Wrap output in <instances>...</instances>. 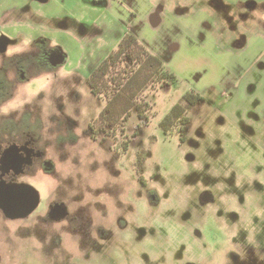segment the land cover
<instances>
[{
    "label": "rangeland",
    "instance_id": "obj_1",
    "mask_svg": "<svg viewBox=\"0 0 264 264\" xmlns=\"http://www.w3.org/2000/svg\"><path fill=\"white\" fill-rule=\"evenodd\" d=\"M220 1L230 4L221 9L214 0L210 10L197 3L182 14L187 23L173 22L167 15L177 12L165 10L153 27L149 14L124 4L129 17L118 18L96 0H50L42 6L53 10L51 18L33 11L42 0H0V39L18 40L13 50L31 62L29 78L0 106L7 129L19 134L10 166L0 142V197L3 188L25 186L10 181L29 164L25 147L37 157L32 174L21 179L38 194L26 214L37 218V229L32 218L0 225V264H68L89 234L103 236L105 228L115 264H264V36L253 34L264 29V10L243 24L253 31L236 48V2ZM117 18L133 19L150 49L171 53L179 79L144 92L150 120L141 122L133 110L127 151L113 138L93 139L89 130L106 100L91 92L86 75L118 46L111 43L120 33ZM168 39L178 49L164 46ZM191 88L203 98L190 108L182 140L160 121ZM60 207L62 220L52 216ZM90 252L89 264L99 262Z\"/></svg>",
    "mask_w": 264,
    "mask_h": 264
},
{
    "label": "trees",
    "instance_id": "obj_2",
    "mask_svg": "<svg viewBox=\"0 0 264 264\" xmlns=\"http://www.w3.org/2000/svg\"><path fill=\"white\" fill-rule=\"evenodd\" d=\"M177 82V75L160 56L135 33L126 34L88 77L91 92L106 100L104 108L92 122L93 136L116 137L119 132L123 135L133 110L137 111L141 122L148 123L152 105L144 92L157 84L166 88ZM201 100L199 91L188 90L160 121L164 132L170 134L177 129L184 140L190 123L189 110ZM129 143V138L123 141L124 151L128 150Z\"/></svg>",
    "mask_w": 264,
    "mask_h": 264
},
{
    "label": "flooded vegetation",
    "instance_id": "obj_3",
    "mask_svg": "<svg viewBox=\"0 0 264 264\" xmlns=\"http://www.w3.org/2000/svg\"><path fill=\"white\" fill-rule=\"evenodd\" d=\"M101 1L102 0L96 1V3H100ZM216 1H217L218 7H220L221 9L222 8L226 9L228 7L227 5L230 4V3L225 4L223 1L219 2V0H216ZM232 4H236V5H232ZM231 5L233 6L235 13H237V21H240V24L238 25V29H240L241 27L244 26L243 24H245L249 20L250 16H252V14L256 11L257 8H261L264 10V2H259V1L255 2V3L254 2L253 3H251V2L242 3L239 1L237 3H231ZM259 11H260V9H259ZM261 21H263L262 18H257L256 23H262ZM245 29L244 30H241V29L237 30L238 33H236L237 31L235 32V37L232 40H234V45L236 48H240L239 45H242L243 47H245L247 44V36H248L249 32L253 31L251 29L249 31H245ZM257 29L258 28L254 29V31H258L262 36H264V29H261V30H260V28L258 30ZM129 33H134V32H129ZM15 41H18V40H16V39L10 40L9 38L6 37V35H3L0 39V90H1L0 91V94H1L0 106L3 103L8 102L6 100L10 94L9 91L13 90L15 88L16 84H20L24 79L26 80L29 78L28 71L30 70L31 62H29L30 60H27V62H22L20 60L22 54L20 52H17L16 50H13V45H14ZM153 53H155V52H153ZM155 54L158 55L157 53H155ZM161 58L166 63L165 58H169V56H166L165 58L164 57H161ZM51 61H52V58H51ZM62 62L64 64V61H62ZM166 65H167V63H166ZM96 66H94L90 70V72L86 75L87 82H88V77H89L90 73L92 72V70ZM35 67H37V66H35ZM167 67H168V65H167ZM172 72H174V71H172ZM9 74L12 75L10 77L12 82L9 81V84L7 85V80H8ZM7 86H8V89H7ZM166 88H168V87H166ZM193 89L197 90L196 88H193ZM202 98H203V95H202ZM0 112H2V111L0 110ZM1 116L2 117L0 118V142L6 148V151H5V158L6 159L5 160H7L9 158L8 153L10 151V148L12 147L11 145H13L15 143L14 140L17 139L19 134L18 133H12L10 130L7 129L6 124L9 122V119H8L9 116L6 114L1 115ZM92 122L89 125V130H90V134H91L93 139L101 140L104 142L108 138H113L116 145L119 143L122 146L123 141L126 140L127 138H129V140H130L129 147H130L131 142H132V137H131V135L129 136L128 134H125L126 131L123 135L119 132L116 137H114V136L106 137L105 134H100L99 136L94 137L93 132H92ZM140 127L141 126L139 125L137 127V129L134 131V134L132 135L133 137L138 135V130ZM187 129H188V127H187ZM122 136L124 138H122ZM185 136H186V134H185ZM119 140H122V141L120 142ZM24 143H25V141H24ZM31 150H32L31 148L25 147V160L28 158L29 164H26V165L23 164L21 167L17 168V169H19L18 170L19 173L16 175L13 174L12 178H10V181L19 182V184L21 183V184L25 185L24 181H23L24 178H23V180L21 178L25 177L26 175L32 174V172L30 171V168H31L32 163L34 164L36 157H37L33 151L31 154V152H30ZM8 162H10V161L9 160L6 161L7 165L10 166V164ZM12 166H13V164H12ZM140 179L142 180L143 177L141 176ZM24 195L27 198V194L24 193ZM23 199H24V196H23ZM14 209L15 208H12V211H14ZM4 212H5V209L4 208L2 209V206L0 205V218L4 217V218H1L2 220L0 219V225L3 224L4 226H6L8 228V227H10V224L14 223V222H10V221L17 220L18 222H23L28 218H32L34 220V223H35L34 229H37V227H36V219L37 218H34V215H32L31 213L28 215L25 214L26 216L14 217L16 219H10V218L5 217ZM54 213L52 212V216H55V219L62 220L61 219L62 217L60 218V215H62L64 213V210L61 207L54 210ZM38 220H41V219H38ZM119 220H120V218H119ZM48 221H51V219L49 218ZM48 224H51V223H48ZM103 227H107V226L101 225V229ZM110 230H111V228L109 229V232H108V229L105 228V232H104L103 236H100V237H99V235L95 236L91 231L92 234H89V241L86 240V242L84 241L81 243V245H79L82 249V250L80 249L81 253H79V254L77 253V256L71 255L69 257L71 260L70 261L65 260V261L70 262L68 264H76L75 263L77 261L76 257L79 256L81 258L82 263L89 264L90 255H91L90 251H94L93 253H95L97 255V259L99 261L96 264H99V263L100 264H115V258H116V256H115L116 252L115 251L116 250L114 249L113 244L111 242H109V240L111 239ZM35 237L38 238V236H35ZM101 238H102V240H101ZM105 250H107V251H105Z\"/></svg>",
    "mask_w": 264,
    "mask_h": 264
},
{
    "label": "crops",
    "instance_id": "obj_4",
    "mask_svg": "<svg viewBox=\"0 0 264 264\" xmlns=\"http://www.w3.org/2000/svg\"><path fill=\"white\" fill-rule=\"evenodd\" d=\"M7 1H11V0H7ZM30 1L33 2L34 0H30ZM30 1L28 0L26 2V0H24V2H26V3L30 2ZM89 1H91V0H88V2ZM93 1H95V0H92V2ZM200 1L206 3V7L208 9L212 10V3L214 2V0H102L100 3L104 4V5H107L109 7V9H115V11L117 12V15H118L117 17L118 18H120L119 16L129 17L128 14L124 12L123 4L127 5V7H131L132 8L131 10L134 9L133 12L138 11L139 14L143 13V12H146L147 14L150 15L149 16V20L151 22V25L153 27H155L156 26L155 25V22H156L155 18L158 17V16H160V18H161V14L163 15L165 10H167L166 11L167 13H168L169 10L170 11L171 10H173V11L175 10L177 12L178 16L170 15L169 13H168L169 15H167V16H170L172 18L173 22L175 20V21H178L179 23H187V21H189L187 19V16H183L182 14L186 13L188 9H192V7H194V5H196ZM233 1L236 2V3L239 2V1L242 2V3H246V2H251V3L254 2L255 3V2H258V1H263L264 2V0H238V1L237 0H233ZM49 2H50V0H42L41 3H38V7L36 9L34 8L35 10L33 9V11H35V13L40 12V14L43 15V16L47 17L49 15V16H51V18H54L53 15H52V13H54L53 10L52 9L51 10L50 9H45L46 6H42V5H44L46 3H49ZM94 3L97 4L96 2H94ZM3 9H5V8H3ZM11 9L7 8L6 11L9 13L10 12L9 10H11ZM42 9H44V10H42ZM130 17H133V16H130ZM118 18H117L118 21H116V22L118 24V27H120V33H119V36H118V38L116 40L115 39L111 40V43H114V45H115L114 48L119 44V42L124 37V35H126L129 32H134L135 34H137V36L145 44L147 43L145 41L146 39H144L142 37V34H140L138 32V28L139 27L134 25L133 19L130 18L128 20H121V19H118ZM158 21H159V18H158ZM161 23H162V21H161ZM239 24H240V21H236V23H235V29L236 30L235 31L240 30V29H245L243 27L238 29V25ZM103 31L105 33V28H104ZM201 33L204 34V29L203 28H200L199 34H201ZM236 33H238V31ZM258 33H259L258 31H254L253 34H258ZM91 40H92V42L95 40V35L91 36ZM159 44L162 45V43H159ZM173 44H175V45L173 46ZM164 46H167V47L168 46H170V47L173 46V51H174V49L175 50L178 49L177 43L173 42L171 39H168ZM151 50L153 52L157 53L159 56L164 57V58L166 56H170L171 55V53H168L165 48L160 49L158 52L153 50L152 48H151ZM171 60H172V56L169 57V58H165V61H166V63H167L169 68H170V66H172Z\"/></svg>",
    "mask_w": 264,
    "mask_h": 264
},
{
    "label": "water",
    "instance_id": "obj_5",
    "mask_svg": "<svg viewBox=\"0 0 264 264\" xmlns=\"http://www.w3.org/2000/svg\"><path fill=\"white\" fill-rule=\"evenodd\" d=\"M159 22L160 21H156L155 25H158ZM4 189L5 188L1 189L0 205L2 208L6 209L12 217L25 215L37 206L38 194L33 187L25 184V186H13L6 192H4ZM24 193L27 194L26 200L23 199V196L26 197ZM12 208H15L14 211H12Z\"/></svg>",
    "mask_w": 264,
    "mask_h": 264
}]
</instances>
